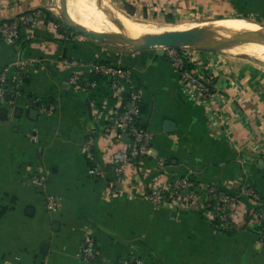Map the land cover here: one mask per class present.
<instances>
[{
  "label": "crops",
  "instance_id": "crops-1",
  "mask_svg": "<svg viewBox=\"0 0 264 264\" xmlns=\"http://www.w3.org/2000/svg\"><path fill=\"white\" fill-rule=\"evenodd\" d=\"M131 1L158 13L225 20L243 12L264 21V0ZM47 3L0 0V25L42 13L12 42L0 40L6 77L15 59L29 68L15 93L0 88V264H118L132 255L145 264H264V227L254 213L264 209V69L219 50L185 51L190 70L213 82L211 95L193 96L158 46L124 49L68 31L47 15ZM100 61L129 69L131 82L116 74L115 88L93 70ZM131 84L141 95L136 126L148 133V151L130 153L117 173L112 152L135 143L131 130L111 123L128 107ZM95 165L99 172L90 171ZM39 173L45 177L34 184ZM178 178L193 182L179 201L147 198ZM207 183L235 196L231 228L216 223ZM248 185L259 202L244 193ZM86 234L95 258L80 253Z\"/></svg>",
  "mask_w": 264,
  "mask_h": 264
},
{
  "label": "built area",
  "instance_id": "built-area-1",
  "mask_svg": "<svg viewBox=\"0 0 264 264\" xmlns=\"http://www.w3.org/2000/svg\"><path fill=\"white\" fill-rule=\"evenodd\" d=\"M42 17V13L39 10H31L27 13L13 17L12 19L4 21L0 25V40L4 42H12L17 37L19 28L25 26L34 20ZM57 23V22H56ZM56 25V24H54ZM165 55L169 58L173 64L174 69L177 71L181 83L187 93L198 97H208L212 92V80L209 77H204L192 72L187 65L188 59L184 50L176 48L174 46H167L164 49ZM15 70L10 77H6L5 69H0V88L2 91L15 93L17 91L18 84L22 81L23 77L28 72L27 61L23 59H15L13 61ZM93 70L98 72L101 77L110 78L112 85L117 88L118 85L115 81L114 75H121L125 81H130V71L127 68H122L118 64H112L100 61L93 66ZM79 80V75L73 73L69 77V83L75 85ZM94 80H86L85 85L92 86L95 84ZM131 82V81H130ZM140 92L134 85L129 86V105L119 115H117L111 123L112 127L131 130L132 137L134 139V146L127 150L125 148H119L112 152L111 162L114 165V169L117 173L125 171V166L129 160L130 153H137L148 151L147 138L148 133H144L138 130L136 121L140 113ZM160 162H162L160 160ZM90 171L99 172V166L95 165ZM45 175L39 173L33 175L31 182L39 184L43 181ZM192 181L186 178H178L171 182L166 187L154 186L147 192V198L154 204H161L166 200L179 201L181 198V190L192 186ZM206 189L208 196L215 200L212 209L215 213V221L223 228H231L234 222L231 219V210L236 203L234 195L220 190L216 185L207 183L202 186ZM244 193L251 196L256 201H260L261 197L259 192L252 186H245ZM189 197L188 194L185 195ZM46 205L49 209L54 210L57 207L56 196L52 194L46 195ZM256 218L261 222L264 227V209L259 208L254 210ZM80 253L85 259H91L99 256L100 252L97 248L93 237L86 234L81 241ZM118 264H145L142 256L132 255L123 258Z\"/></svg>",
  "mask_w": 264,
  "mask_h": 264
},
{
  "label": "rangeland",
  "instance_id": "rangeland-1",
  "mask_svg": "<svg viewBox=\"0 0 264 264\" xmlns=\"http://www.w3.org/2000/svg\"><path fill=\"white\" fill-rule=\"evenodd\" d=\"M79 1H81L80 3H81L82 8L84 7L88 10L90 8L93 9V6L90 5L89 0H83V1L78 0V2ZM94 1H96L95 6L97 8H101V4H103L104 2L105 3L107 2L111 11H113L115 14L120 15L124 18L127 17V19L132 20L133 22L140 25L141 27H144L145 29H151L152 27H155V26H171V25L177 26V27H185V26H188L191 24H200V23H206L209 21L216 20V19L205 20L206 18H203V17H213L215 15H199V14H197V15H185V14H177V13L172 14V13L168 12L169 10L167 12L165 11L162 13H158L156 11L153 12L151 9L148 10L146 8V5L141 4L140 1H135V2L131 1V0H94ZM98 2H99V4H98ZM55 4L59 5V7H60V0H48L47 8H45L47 13L52 18L59 20L60 25L63 26L66 30H68L70 28L68 31H73V32L77 33L78 31L74 30L73 28L67 26L64 23L63 18L61 16V9H60V11L57 12ZM228 19H230V21L239 22V23L246 22L247 24H250V23L258 24L259 28H257V29L246 28V29H242V30L234 29V30L230 31V33L243 34L245 37L248 38V40H246V41H236L235 40V41H231V42H226L224 45L223 44L222 45H220V44L209 45L208 44L207 47L204 46L203 44H198L197 42L193 43L191 45L174 44L173 46L176 48H180L184 51H188V52L195 50V49H203L205 47L208 49H211V50H219V51L231 54L234 57H237L240 61L252 64V65L254 64V65L260 67L261 69H264V61L258 59L257 57H255L251 54L252 53L251 44H253V43H259V44L264 43V38L261 41V39H262L261 37L264 36V21L258 17H255L253 15H249V14L243 13V12H234L230 15L229 18H227L225 20H228ZM164 21H169V22H173V23H165ZM122 32H124V31L119 32V38L120 39L119 38L118 39H111V41L116 47L124 48V49H130V46H132V44H129V43L127 44L122 39V38H127V36L124 35L126 33L125 32L122 33ZM251 36H254V39H256V40L257 39H259V40L254 41L253 37H251ZM249 37H251V38H249ZM243 42H245V43H243ZM142 43L143 42H134L133 44L141 45ZM156 46H158V45H156ZM160 47H163L165 49L167 46L161 45ZM247 47H249V48H247ZM246 48L248 49V51Z\"/></svg>",
  "mask_w": 264,
  "mask_h": 264
},
{
  "label": "bare ground",
  "instance_id": "bare-ground-1",
  "mask_svg": "<svg viewBox=\"0 0 264 264\" xmlns=\"http://www.w3.org/2000/svg\"><path fill=\"white\" fill-rule=\"evenodd\" d=\"M80 2L81 1L78 2V0H66L68 13L75 21H78L84 24L86 27H89V28H92L98 31H114L118 33L120 31H124L126 33L124 35L127 36V39L130 41V43L145 42V41H148L149 38L157 40L172 31L185 30L189 28H195L201 31L202 33L210 34L214 36L227 35L230 33V31L234 29L242 30L246 28H249V29L259 28L258 24H253V23L247 24L246 22H241V21H240L241 23H239V22L230 21V19H228V20H214V21H209V22L200 23V24H191L185 27H177V26L171 25V26H155V27H152L151 29H145L144 27H141L140 25L136 24L132 20L127 19V17L124 18L120 15L115 14L113 11H111L107 2L106 3L104 2L103 4H101V8H97L95 6L96 1L89 0L90 5L93 6V9L90 8L89 10L84 7L82 8ZM55 7H56L57 12L60 11L59 5L55 4ZM142 34H145L146 36H140ZM251 37H253L254 41L256 40L254 39V36H251ZM262 40L263 38L261 39V41ZM174 42L179 45H191L196 42V39H194L188 34H180L174 39ZM225 43H223V45ZM251 47H250L252 49L251 54L257 57L258 59L264 61V43H261V44L253 43L251 44Z\"/></svg>",
  "mask_w": 264,
  "mask_h": 264
},
{
  "label": "water",
  "instance_id": "water-1",
  "mask_svg": "<svg viewBox=\"0 0 264 264\" xmlns=\"http://www.w3.org/2000/svg\"><path fill=\"white\" fill-rule=\"evenodd\" d=\"M60 9H61V16L63 18L64 23L73 28L74 30L78 31L79 33H82L84 35H87L91 38H94L96 40H102L108 43H112L111 39H118L119 38V33L114 32V31H98L89 27H86L84 24L75 21L70 14L68 13L67 9V4L66 0H60ZM180 34H188L194 39H196V42L198 44H203L204 46L207 47V45H213V44H220L222 45L225 42H231V41H246L248 40L247 37H245L243 34H237V33H229L224 36H214L210 34H205L199 31L198 29L195 28H189L185 30H176L172 31L165 36L161 37L160 39H151L149 38L148 41L143 42L141 45H135L133 43H130V41L127 38H123V40L128 44H132L130 48H141V47H148V46H156L158 45L160 52H164V48L160 47L161 45L165 46H173L176 44L174 42V39L180 35ZM140 36H146L145 34H142ZM264 38V36L262 37ZM195 42V43H196ZM160 45V46H159ZM179 45V44H177ZM202 45V46H203ZM205 47V48H206ZM38 104V101L35 102H30L28 106L30 107L29 109V115L35 117L38 113V110L34 107L35 105ZM165 125L167 128H170V125H172V121L169 119L164 121Z\"/></svg>",
  "mask_w": 264,
  "mask_h": 264
},
{
  "label": "trees",
  "instance_id": "trees-1",
  "mask_svg": "<svg viewBox=\"0 0 264 264\" xmlns=\"http://www.w3.org/2000/svg\"><path fill=\"white\" fill-rule=\"evenodd\" d=\"M46 13H47V12H46ZM47 15L50 16L48 13H47ZM50 17H51V16H50ZM51 18H52V17H51ZM52 19H54V18H52ZM54 20H55L56 22L59 23V20H57V19H54ZM59 26L62 27V28H64L63 26L60 25V23H59ZM69 29H70V28H69ZM69 29H68V30H69Z\"/></svg>",
  "mask_w": 264,
  "mask_h": 264
}]
</instances>
